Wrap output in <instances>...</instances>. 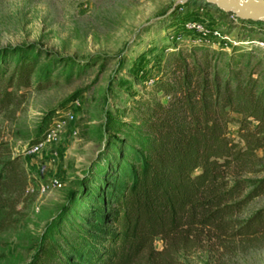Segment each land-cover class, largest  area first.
I'll list each match as a JSON object with an SVG mask.
<instances>
[{
  "label": "rangeland",
  "instance_id": "rangeland-1",
  "mask_svg": "<svg viewBox=\"0 0 264 264\" xmlns=\"http://www.w3.org/2000/svg\"><path fill=\"white\" fill-rule=\"evenodd\" d=\"M175 1L0 0L4 67L11 71L8 61L20 48L36 60L29 88L0 105V162L16 165L0 187V264L30 261L47 224L103 151L107 122L131 124L139 119L141 103L167 102L162 92L153 91L151 81L178 55L191 53L187 61L192 62L207 53L223 80L231 60L238 70L229 79L231 88L253 84L264 93V23L241 21L205 0L176 7ZM191 13L211 21L219 32L215 37L224 36L206 47L176 38L181 27L198 28L194 22L184 25ZM142 55L145 63L136 73L132 65ZM45 74L48 81L40 89L43 84L38 87L37 81ZM62 108L70 110L71 119L61 123L56 141L28 153L45 117L63 113ZM231 117L242 118L238 113ZM238 127L230 122L227 137L243 147ZM254 159L238 179H264V150H257ZM50 181L58 185L42 192L41 185ZM263 209L264 193L233 219L246 221ZM134 264H264V230L241 238L208 234L185 248L157 238Z\"/></svg>",
  "mask_w": 264,
  "mask_h": 264
},
{
  "label": "trees",
  "instance_id": "trees-1",
  "mask_svg": "<svg viewBox=\"0 0 264 264\" xmlns=\"http://www.w3.org/2000/svg\"><path fill=\"white\" fill-rule=\"evenodd\" d=\"M186 18L184 25L194 22L201 29L181 27L176 38H187L192 46L206 47L224 36H214L211 21L192 13ZM12 52L9 73L0 53V105L29 88L36 67L24 49ZM190 55H178L151 81L166 103H141L139 119L131 124L107 122L103 151L47 224L26 264H134L157 238L185 248L208 234L241 238L264 230V209L246 221L233 219L264 193V179H238L254 163V153L264 150V93L253 84L231 88L229 79L238 72L231 60L223 80L207 53L192 62ZM144 63L139 56L134 71ZM47 81L45 74L37 86L42 89ZM60 114L45 117L32 144L43 140ZM232 121L239 124L243 147L227 137ZM13 172L14 161L0 162V187Z\"/></svg>",
  "mask_w": 264,
  "mask_h": 264
},
{
  "label": "water",
  "instance_id": "water-1",
  "mask_svg": "<svg viewBox=\"0 0 264 264\" xmlns=\"http://www.w3.org/2000/svg\"><path fill=\"white\" fill-rule=\"evenodd\" d=\"M191 0H176L174 6H184ZM225 14L234 15L241 21L264 23V0H205Z\"/></svg>",
  "mask_w": 264,
  "mask_h": 264
},
{
  "label": "built area",
  "instance_id": "built-area-1",
  "mask_svg": "<svg viewBox=\"0 0 264 264\" xmlns=\"http://www.w3.org/2000/svg\"><path fill=\"white\" fill-rule=\"evenodd\" d=\"M191 23V22H190ZM199 25V24H198ZM187 29H191L186 27ZM197 30H200V25L198 26V28H195ZM216 33H219L216 31ZM215 36V35H214ZM220 37V36H219ZM63 114V115H61ZM59 115V117L57 119H55L52 124L50 125L49 130L46 132L44 138L42 141H40L39 143H34L32 144V146L29 149L28 153H36L39 152L40 150H42L45 146H47L48 144H51L53 142L56 141V137H57V133L60 131L61 129V123H66V121L68 120V118L71 119V114H70V110L65 109V111H63V113H61ZM54 124V125H53ZM56 124V125H55ZM54 154V153H52ZM58 185V183L56 181H50L48 182V184L46 185H41V191L44 192L47 189H49L50 187H56Z\"/></svg>",
  "mask_w": 264,
  "mask_h": 264
}]
</instances>
